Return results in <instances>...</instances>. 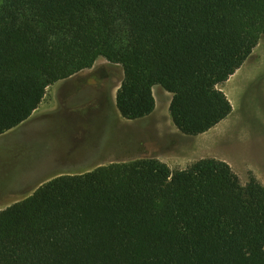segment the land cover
Instances as JSON below:
<instances>
[{"label":"trees","instance_id":"16d2710c","mask_svg":"<svg viewBox=\"0 0 264 264\" xmlns=\"http://www.w3.org/2000/svg\"><path fill=\"white\" fill-rule=\"evenodd\" d=\"M263 36L264 0H0V137L99 59L123 69V119L150 117L161 87L175 128L206 134ZM0 264H264V186L216 159L56 177L0 211Z\"/></svg>","mask_w":264,"mask_h":264},{"label":"rangeland","instance_id":"374dc122","mask_svg":"<svg viewBox=\"0 0 264 264\" xmlns=\"http://www.w3.org/2000/svg\"><path fill=\"white\" fill-rule=\"evenodd\" d=\"M93 68L95 71L91 77L98 85H106L110 90L113 89L116 96L124 79L122 67L99 59ZM219 88L232 103L234 111L225 121L206 134L197 137L181 134L173 125L169 114L172 95L161 87H155L153 92L158 101V112L154 115L139 121L117 124L114 116L97 113L89 118L88 122H81L80 136L84 139L93 137L92 144H96L97 147L107 139L108 146L113 144L115 147V159L128 161L158 159L166 163L172 171L186 170L203 159L224 161L239 176L243 186L249 183L251 176L264 186V36L244 69ZM55 119L62 121L63 126L65 124L64 128L61 126V130L65 131L67 141L60 134L57 143L54 141L55 149L52 152L65 156L63 160L66 169H71L73 166H70L74 162L79 163L78 158L82 152V166L80 163L74 170L90 168L94 164L93 160L84 164V155L87 154V150L91 153L96 152L90 151L92 144L88 145L91 149L86 145L80 153L67 155L65 151L68 149L63 148L70 147L74 137L68 128L69 119L61 114ZM56 122L58 123V120ZM95 122L98 126L92 135ZM116 125L123 127L124 130L128 129V132L120 130ZM127 144L129 149L124 147L122 151L123 145ZM13 149H16L15 145L12 147L0 145V179L9 174L18 175L25 169V160L15 157L10 152ZM41 160L39 155L37 162Z\"/></svg>","mask_w":264,"mask_h":264},{"label":"crops","instance_id":"0c3cea01","mask_svg":"<svg viewBox=\"0 0 264 264\" xmlns=\"http://www.w3.org/2000/svg\"><path fill=\"white\" fill-rule=\"evenodd\" d=\"M253 55L254 52L251 57ZM245 64L231 78L237 76L244 69ZM94 71V68L85 70L70 79L60 81L49 87L42 104L33 115L21 126L0 137V145H9V147L15 145L16 149L10 152L19 159L23 158L26 163L25 169L19 172L18 175L9 174L8 176L1 177L0 211L31 197L39 187L56 177L78 175L79 173L85 174L98 167L128 162V160L124 159H115V147H113V144L108 146L107 139L105 142H102L100 147H97L96 144H92L93 137L86 138L88 139L86 140L80 136L82 135L81 122H88L89 118L94 117L97 113L114 116L117 119V124L119 122H133L121 117L116 107L117 93L114 96L113 89L110 90L106 85H98L97 81L91 77ZM157 112L158 101L156 99V110L152 115ZM59 114L69 119L68 128L74 134L72 141L69 139L72 142L70 143L71 146L63 148L68 149L65 153L67 155L74 154V152L80 153L86 145L87 148L91 149L88 145L92 144L93 147L90 151L96 152L91 153L87 150V154L84 155V164L93 160L94 164L90 168L74 170L75 166L80 165V163L82 166V152L78 158L79 163H72L70 167H73L71 169H66L65 167L66 164L63 160L65 156L52 152L55 149L54 141H58L60 134L67 141L65 131L61 130V126H63L62 121L60 122L59 119H55ZM57 120L58 123L56 122ZM98 123L95 122L92 135L95 134ZM116 127L122 131L124 130L123 127L117 125ZM124 131L128 132V129ZM124 147L129 149L128 144L123 145L122 151ZM97 150L102 151L99 152ZM39 155H41L42 160L37 162Z\"/></svg>","mask_w":264,"mask_h":264}]
</instances>
